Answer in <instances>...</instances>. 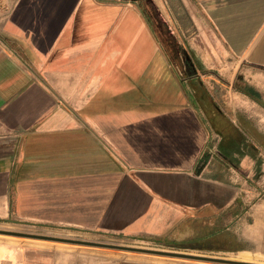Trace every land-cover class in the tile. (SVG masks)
<instances>
[{"label":"crops","instance_id":"0c3cea01","mask_svg":"<svg viewBox=\"0 0 264 264\" xmlns=\"http://www.w3.org/2000/svg\"><path fill=\"white\" fill-rule=\"evenodd\" d=\"M231 1L150 0L172 38L170 23L200 42L217 28L207 12ZM235 2L225 25L248 26L238 55L250 87L264 93V0ZM2 4L0 230L158 246L199 244L220 233L248 244L264 239V186L252 180L264 149L236 116L226 134L212 131L194 98L198 73L186 49L177 41L173 56L137 1ZM197 89L204 91L199 82ZM248 101V118L264 127V104ZM21 247L0 239V264H148L80 250L33 262L38 253L23 256Z\"/></svg>","mask_w":264,"mask_h":264},{"label":"rangeland","instance_id":"374dc122","mask_svg":"<svg viewBox=\"0 0 264 264\" xmlns=\"http://www.w3.org/2000/svg\"><path fill=\"white\" fill-rule=\"evenodd\" d=\"M196 14L199 18L201 17L200 12H197ZM180 18L183 23L187 22V18L184 15H181ZM170 28L171 32L174 34V43H179L178 46L186 49L187 57H189V60L192 63V68L194 69V71H196V73H198L197 79L195 80L197 83H193L194 98L198 101L201 100L200 105L202 107V111L206 116V119L209 121L210 127L214 133L216 132V130H219V128H215L216 125L213 124V122H215L213 120L215 119L214 117L221 116L224 119L223 122H227L230 119L234 120L235 116L239 113L250 115L251 113L248 109V99L250 98H256L258 101V106L260 104H264V93L259 92L258 90H256V92L250 87L248 81L247 62L244 58L245 56L243 55L240 57L238 55L246 48L248 44H246V46L241 51L235 52L227 42L222 41L217 32H220L218 27L215 30L216 32L214 31L215 28L213 29L211 26L207 28L208 38L207 40H202L201 42L199 38L195 41L194 37L187 36L188 34H185L184 36L180 35L179 30L173 27L172 23H170ZM194 31L196 30L194 29ZM220 34L222 35L221 32ZM177 41L178 43H176ZM230 49L235 54H233ZM198 82L203 85V92H200V90L197 89ZM223 122L221 123L222 125L220 130L224 132L226 131V129L224 128L226 127V125ZM258 125L262 129H264V127L259 123ZM248 150H251V148L247 147V152ZM255 157H257V166L264 165V155H257ZM234 160L236 161V159L232 158L231 162L234 163ZM213 162L217 163L219 161L215 158ZM259 166L256 178L252 180L253 182H255L256 186L263 187L264 181L262 177L264 176V171L260 170L262 167ZM258 199H260V196L258 197ZM258 203L264 204L263 202H260V200H258ZM4 228L8 230L13 229L7 227ZM52 236L59 238L77 239L100 244L178 252L205 257L237 260L253 264H264V239L259 242H251L247 244V249L245 250L229 251V249H232L235 246H233L232 244L220 243L216 240L203 241L199 244L185 243L166 247L154 245L153 243L144 241H126L122 238L98 236L92 234L70 235L57 233ZM0 239L8 241L12 240L13 242L21 244L22 247L20 248V252L23 256L29 255L28 257H31L34 256L35 253H38L37 258L31 259V261L33 262L44 260V256H62L64 254H69L71 251L80 250L103 253L105 252L118 258H141L147 260L148 264H215L187 259L147 255L128 251H119L101 247L69 245L50 241H30L25 239H9L6 237H0ZM25 249L28 250L26 251ZM30 249L31 251H29Z\"/></svg>","mask_w":264,"mask_h":264},{"label":"trees","instance_id":"16d2710c","mask_svg":"<svg viewBox=\"0 0 264 264\" xmlns=\"http://www.w3.org/2000/svg\"><path fill=\"white\" fill-rule=\"evenodd\" d=\"M237 0H234V2H228L225 7H222L220 11H209L208 14L212 18V20L216 23L218 29L222 33L224 39L226 42L230 45V47L235 51L239 52L241 51L247 44L248 40V26H245L243 28H239L236 26L231 25H225L228 24L229 19H231L234 15H236L237 10L235 9V5ZM242 2H247V0H241ZM238 4V3H237ZM229 18V19H228ZM220 20V21H219ZM221 24H218V23ZM249 115L245 114H237L236 120L239 127L242 128V130L246 134H250L251 138L260 146L262 149H264V131L259 130V127L255 126V123L253 120L248 118ZM223 121V120H222ZM221 121L220 122H213L215 128L221 129ZM226 126H232L229 121H225ZM220 126V127H219ZM219 131V130H218ZM223 133L226 134V131ZM216 240L220 243H227L232 244L235 246L232 249H229V251H241L247 249L246 245L248 243L238 240L236 236H233L232 234H210L208 236V240ZM163 246H170L169 244H163L161 242H157Z\"/></svg>","mask_w":264,"mask_h":264},{"label":"water","instance_id":"95a60500","mask_svg":"<svg viewBox=\"0 0 264 264\" xmlns=\"http://www.w3.org/2000/svg\"><path fill=\"white\" fill-rule=\"evenodd\" d=\"M0 235L29 238V239H36V240H44V241L58 242V243L71 244V245L101 247V248H108V249H114V250H119V251H128V252L142 253V254H147V255L171 257V258H177V259H187V260L200 261V262H205V263L253 264L249 262L228 260V259H223V258L205 257V256H199V255L184 254V253H178V252H168V251H161V250L134 248V247H128V246L100 244V243L87 242V241L77 240V239L59 238V237L42 236V235H31V234H26V233H21V232H12V231H5V230H0Z\"/></svg>","mask_w":264,"mask_h":264},{"label":"flooded vegetation","instance_id":"af4514ba","mask_svg":"<svg viewBox=\"0 0 264 264\" xmlns=\"http://www.w3.org/2000/svg\"><path fill=\"white\" fill-rule=\"evenodd\" d=\"M135 1H137L140 4V7L145 11L146 18H148V21L153 26L156 35L158 36V38H160L166 49L173 56L180 54V51H178L177 46L173 41L174 39L172 38L168 29L165 27L164 23L161 22L160 17L158 16L157 12L153 9V5L150 0Z\"/></svg>","mask_w":264,"mask_h":264},{"label":"built area","instance_id":"2783aa9c","mask_svg":"<svg viewBox=\"0 0 264 264\" xmlns=\"http://www.w3.org/2000/svg\"><path fill=\"white\" fill-rule=\"evenodd\" d=\"M5 11H6V8L3 6V4H2V0H0V16L3 14V13H5Z\"/></svg>","mask_w":264,"mask_h":264}]
</instances>
